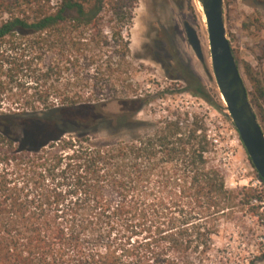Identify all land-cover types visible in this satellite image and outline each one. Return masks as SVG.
Returning <instances> with one entry per match:
<instances>
[{"label":"trees","instance_id":"obj_1","mask_svg":"<svg viewBox=\"0 0 264 264\" xmlns=\"http://www.w3.org/2000/svg\"><path fill=\"white\" fill-rule=\"evenodd\" d=\"M138 2L0 0V264H216L222 225L259 214L200 115L140 119L156 96L129 74ZM164 68L229 116L182 60Z\"/></svg>","mask_w":264,"mask_h":264},{"label":"rangeland","instance_id":"obj_2","mask_svg":"<svg viewBox=\"0 0 264 264\" xmlns=\"http://www.w3.org/2000/svg\"><path fill=\"white\" fill-rule=\"evenodd\" d=\"M224 1L228 38L264 128V100L259 98L256 83L260 82L264 92V0ZM186 21L201 32L200 37L205 34L208 38L204 10L198 0H139L136 5L129 33L133 65L129 74L135 87L156 96L140 114V119L155 121L165 114L166 106L181 107L200 115L216 139L215 157L226 173L228 187L238 191L254 186L263 191L264 197V187L231 117L190 94L182 81L167 76L164 63L169 58L180 59L201 77L212 95L215 90L219 94L211 74L209 50L205 54L206 61L201 62L188 42ZM107 109L116 111L120 106L112 103ZM256 205H261L257 216L245 207L239 212L237 222L222 225L213 251L216 264H250L252 261L264 264V202Z\"/></svg>","mask_w":264,"mask_h":264},{"label":"water","instance_id":"obj_3","mask_svg":"<svg viewBox=\"0 0 264 264\" xmlns=\"http://www.w3.org/2000/svg\"><path fill=\"white\" fill-rule=\"evenodd\" d=\"M208 27L212 76L227 113L257 173L264 181V128L254 108L238 58L228 38L224 0H198ZM188 42L201 62L206 61L198 30L184 23Z\"/></svg>","mask_w":264,"mask_h":264},{"label":"bare ground","instance_id":"obj_4","mask_svg":"<svg viewBox=\"0 0 264 264\" xmlns=\"http://www.w3.org/2000/svg\"><path fill=\"white\" fill-rule=\"evenodd\" d=\"M139 26V25H138ZM205 31V30H204ZM203 31V32H204ZM202 32V33H203ZM201 33V32H200ZM200 33H199V37H200ZM200 41H201V45H202V49H203V52H204V55L207 53L206 51L209 50V43H208V38L207 36H205V34H201V37H200Z\"/></svg>","mask_w":264,"mask_h":264},{"label":"built area","instance_id":"obj_5","mask_svg":"<svg viewBox=\"0 0 264 264\" xmlns=\"http://www.w3.org/2000/svg\"><path fill=\"white\" fill-rule=\"evenodd\" d=\"M210 131V130H209ZM209 135H210V138L213 140V142H216V139H213V137H212V135L210 134V132H209ZM260 179V178H259ZM260 183L262 184V186L264 187V184H263V182L261 181V179H260ZM254 187V186H253ZM258 203V200H254V204H257Z\"/></svg>","mask_w":264,"mask_h":264}]
</instances>
